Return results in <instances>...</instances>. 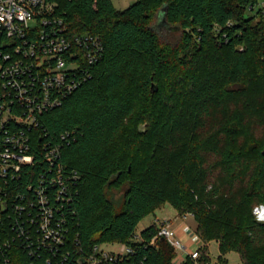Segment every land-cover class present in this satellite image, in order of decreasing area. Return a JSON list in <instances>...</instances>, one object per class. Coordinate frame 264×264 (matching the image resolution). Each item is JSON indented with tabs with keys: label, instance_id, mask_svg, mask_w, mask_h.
Segmentation results:
<instances>
[{
	"label": "trees",
	"instance_id": "16d2710c",
	"mask_svg": "<svg viewBox=\"0 0 264 264\" xmlns=\"http://www.w3.org/2000/svg\"><path fill=\"white\" fill-rule=\"evenodd\" d=\"M59 1L69 32L99 36L104 55L31 132L33 163L0 176V249L14 234L7 204L36 200L43 188L84 249L130 243L138 264H174L173 248L161 238L152 242L156 224L137 231L170 204L196 220L202 262L215 240L222 255L236 251L242 264H264V221L253 213L264 205L260 1L136 0L125 10L111 0ZM161 12L180 32L176 43L155 27ZM67 134L52 165L45 147ZM58 165L65 179L77 173L60 200L53 182ZM5 257L31 263L17 245Z\"/></svg>",
	"mask_w": 264,
	"mask_h": 264
},
{
	"label": "built area",
	"instance_id": "2783aa9c",
	"mask_svg": "<svg viewBox=\"0 0 264 264\" xmlns=\"http://www.w3.org/2000/svg\"><path fill=\"white\" fill-rule=\"evenodd\" d=\"M264 15V1L260 5ZM59 0H0V176L6 178L30 165L31 132L40 126L41 117L60 107L87 77L89 69L104 55L102 39L91 33L71 34ZM62 142V143H61ZM61 142L45 147L51 162L59 158L68 134ZM58 165L53 179L54 197L67 198L70 182L77 179L71 171L63 177ZM37 199L7 204V215L14 231L11 241L0 249L3 262L10 264L6 252L17 245L31 263L45 264H138L137 250L130 243H103L84 249L78 235L71 236L65 216H57L43 188L35 190ZM7 202V201H6ZM3 204L0 205V223ZM185 217V216H184ZM165 240L174 251V264L200 259L199 238L193 233L191 244L172 228L170 221L160 222L152 238ZM137 235L135 241H139ZM111 245V244H110Z\"/></svg>",
	"mask_w": 264,
	"mask_h": 264
},
{
	"label": "rangeland",
	"instance_id": "374dc122",
	"mask_svg": "<svg viewBox=\"0 0 264 264\" xmlns=\"http://www.w3.org/2000/svg\"><path fill=\"white\" fill-rule=\"evenodd\" d=\"M259 1L260 5H262L264 0ZM111 2L117 10H125L134 4L136 0H111ZM155 24L156 29L163 39L171 43H176L179 40L180 32L178 29L165 23L163 12L160 13ZM138 117L139 114L129 121L130 129L136 127ZM262 206L264 205H259L253 210L254 215L260 221H264V211H261ZM164 221H170L172 223V228L176 231L181 228L186 232L188 231L196 235L197 222L194 217L190 214L185 217H180L177 210L170 204H165L162 208L146 216L138 224L137 231L140 232L152 224L159 226L160 222ZM105 246H108L111 250L116 248V244L114 245L113 243L105 244ZM198 264H242V261L239 253L236 251H229L225 255H222L220 253L219 244L217 241L213 240L208 243V259L203 262L199 260Z\"/></svg>",
	"mask_w": 264,
	"mask_h": 264
},
{
	"label": "crops",
	"instance_id": "0c3cea01",
	"mask_svg": "<svg viewBox=\"0 0 264 264\" xmlns=\"http://www.w3.org/2000/svg\"><path fill=\"white\" fill-rule=\"evenodd\" d=\"M177 233L185 242L189 243L192 246V244H191V235L192 234L190 232H188V231L186 232L183 229L179 228V229H177ZM192 247H194V246H192Z\"/></svg>",
	"mask_w": 264,
	"mask_h": 264
},
{
	"label": "water",
	"instance_id": "95a60500",
	"mask_svg": "<svg viewBox=\"0 0 264 264\" xmlns=\"http://www.w3.org/2000/svg\"><path fill=\"white\" fill-rule=\"evenodd\" d=\"M151 90H152V92H155V91H157V87H156V85L155 84H152V88H151ZM145 126L146 125H141L140 127H139V129H145ZM264 153V152H263ZM5 206V205H4Z\"/></svg>",
	"mask_w": 264,
	"mask_h": 264
},
{
	"label": "clouds",
	"instance_id": "9594fccd",
	"mask_svg": "<svg viewBox=\"0 0 264 264\" xmlns=\"http://www.w3.org/2000/svg\"><path fill=\"white\" fill-rule=\"evenodd\" d=\"M261 211H264V206H262Z\"/></svg>",
	"mask_w": 264,
	"mask_h": 264
}]
</instances>
